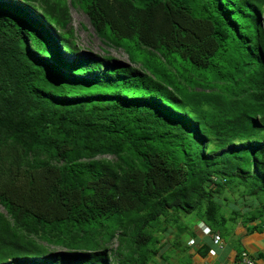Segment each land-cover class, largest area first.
<instances>
[{
  "label": "trees",
  "instance_id": "obj_1",
  "mask_svg": "<svg viewBox=\"0 0 264 264\" xmlns=\"http://www.w3.org/2000/svg\"><path fill=\"white\" fill-rule=\"evenodd\" d=\"M48 1L0 0V264H151L264 204V0H70L128 62L67 59Z\"/></svg>",
  "mask_w": 264,
  "mask_h": 264
},
{
  "label": "crops",
  "instance_id": "obj_2",
  "mask_svg": "<svg viewBox=\"0 0 264 264\" xmlns=\"http://www.w3.org/2000/svg\"><path fill=\"white\" fill-rule=\"evenodd\" d=\"M226 194L225 192L223 198L227 199ZM257 204L248 200V203L242 206L236 203L228 206L230 210L241 211L240 215L234 217L230 216L228 211L225 218L217 224L220 231H216H219L221 236L220 245L213 243L212 232H202V221L195 219L194 225L191 224L188 230L185 227L186 231L179 237L170 234L161 239L157 261L151 264H167L163 261V256L169 252L177 257V263L183 261V264H204L209 261L216 264H236L242 252L247 253L256 264H264V204L255 208ZM191 239L193 243H189ZM211 250L215 251L214 255H211Z\"/></svg>",
  "mask_w": 264,
  "mask_h": 264
},
{
  "label": "rangeland",
  "instance_id": "obj_3",
  "mask_svg": "<svg viewBox=\"0 0 264 264\" xmlns=\"http://www.w3.org/2000/svg\"><path fill=\"white\" fill-rule=\"evenodd\" d=\"M36 1L40 6L43 7V5L41 4V2H43V0H36ZM48 2L52 3V4L54 2H63L65 4L66 9H67L68 18H69V26L72 28L73 38L76 42V46H78L80 49V51L78 53H73V54L72 53H66L67 59L72 60V59L76 58L78 56V54H82V52H84L82 54V56H84L88 53L93 54V55H104V51H107L111 56H113L119 60L128 62V57L123 50L116 49L114 47H107L101 41V39L97 36L96 32L92 28L87 15L75 3H74V6H72L70 0H49ZM109 2H111L113 4V0H109ZM4 46H5V44L0 42V51L5 49ZM1 67H3V66L0 64V68ZM234 198H235V196H234ZM235 200H236V198H235ZM235 200L233 202L232 197H230V194L228 193V199L226 200V202L225 201L224 202L228 207V206L233 205V203H236ZM237 204H239L238 201H237ZM0 209L3 210V208L1 206H0ZM175 218L176 219L178 218V224L175 225L173 228H179V227L183 228V225H186L185 227L188 230V228H190L191 224L194 225V223L196 222L195 219H197V220L199 219V216L197 214H195L194 212L191 214H185L182 212H178L176 214ZM173 232H174L173 234L176 235V230H174ZM116 244H117V241L113 240V242L111 243V246L115 247ZM50 248L61 249L59 246H56V245H52V246H50ZM168 258H170V259L168 260ZM176 258H177L176 256H172L171 253L169 252L168 254L166 253L163 256V261L164 262L166 261L167 264H183V261H180L179 263H177V261H175ZM152 261H153L152 263H155V261H157V258L155 259V257H154V259Z\"/></svg>",
  "mask_w": 264,
  "mask_h": 264
},
{
  "label": "built area",
  "instance_id": "obj_4",
  "mask_svg": "<svg viewBox=\"0 0 264 264\" xmlns=\"http://www.w3.org/2000/svg\"><path fill=\"white\" fill-rule=\"evenodd\" d=\"M204 232L205 233L209 232V228L205 227ZM213 242L215 244H218V245L221 244V237H220L219 232L214 234ZM210 253H211V255H214L215 251L211 250ZM204 264H216V263L209 261V262H206ZM238 264H256V262L247 253L242 252V253L239 254V262H238Z\"/></svg>",
  "mask_w": 264,
  "mask_h": 264
},
{
  "label": "clouds",
  "instance_id": "obj_5",
  "mask_svg": "<svg viewBox=\"0 0 264 264\" xmlns=\"http://www.w3.org/2000/svg\"><path fill=\"white\" fill-rule=\"evenodd\" d=\"M200 227H201L202 232H203L204 234H209L210 232H212L213 234H216L217 232H219V231L213 230L209 225H207V224H205V223H203V222L201 223ZM205 227L209 228V232H207V233L204 232ZM219 234H220V233H219ZM220 237H221V236H220ZM189 243H193V240H192V239L189 240ZM213 243H214V242H213ZM214 244H215V243H214ZM217 245H218V244H217ZM236 264H238V263H236Z\"/></svg>",
  "mask_w": 264,
  "mask_h": 264
}]
</instances>
